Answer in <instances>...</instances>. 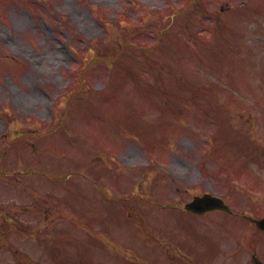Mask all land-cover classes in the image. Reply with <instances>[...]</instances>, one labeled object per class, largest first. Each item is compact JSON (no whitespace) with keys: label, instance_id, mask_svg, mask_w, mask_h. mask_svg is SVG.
Segmentation results:
<instances>
[{"label":"rangeland","instance_id":"374dc122","mask_svg":"<svg viewBox=\"0 0 264 264\" xmlns=\"http://www.w3.org/2000/svg\"><path fill=\"white\" fill-rule=\"evenodd\" d=\"M135 2L0 0V162L38 171L0 176V202L22 226L1 225L10 245L0 264H139L124 248L138 231L129 232L126 215L161 216L143 197L158 193L157 182L179 207L210 191L242 213L264 212V0ZM213 113L224 117L209 124L204 114ZM28 125L33 135L14 138ZM230 131L233 149L214 141L225 145ZM106 187L116 200L101 194ZM131 214L170 246L178 235L188 245L211 241L220 254L221 236L233 248L238 232L239 244L264 250V239L249 244V224L228 214L207 226L167 212L159 231L153 212Z\"/></svg>","mask_w":264,"mask_h":264},{"label":"water","instance_id":"95a60500","mask_svg":"<svg viewBox=\"0 0 264 264\" xmlns=\"http://www.w3.org/2000/svg\"><path fill=\"white\" fill-rule=\"evenodd\" d=\"M185 208L196 211V209L205 210L211 208H225V204L222 202L221 199L217 197L214 198V196L204 194L202 196L194 197V200L192 199L191 202L187 203L185 205ZM252 220L255 222V224L258 227L264 228V217L258 220L257 219H252Z\"/></svg>","mask_w":264,"mask_h":264},{"label":"flooded vegetation","instance_id":"af4514ba","mask_svg":"<svg viewBox=\"0 0 264 264\" xmlns=\"http://www.w3.org/2000/svg\"><path fill=\"white\" fill-rule=\"evenodd\" d=\"M259 232H261V231H259ZM261 233L264 234V232H261ZM251 249L252 248H249V250H251ZM254 253H255L254 251H253V253L251 252V255H254ZM239 254H240V251L236 250L235 257L231 258V260H230L231 262L229 264H244L243 261H241L242 260V256H241L242 252H241L240 256H239ZM250 259H251V256H250ZM250 259L247 261L249 262V264H253V262ZM165 260H167L168 262H170L172 264H175L174 260L175 261L176 260H183V263H181V264H200L198 260L196 261V259L191 258V257H186V258L184 256L176 257V255L175 256H169L168 254H167L166 259L163 257L160 258V263H163V262L168 263V262H165ZM220 264H225V263H220Z\"/></svg>","mask_w":264,"mask_h":264}]
</instances>
